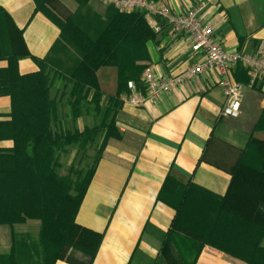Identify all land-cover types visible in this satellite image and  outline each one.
Listing matches in <instances>:
<instances>
[{
	"label": "trees",
	"instance_id": "16d2710c",
	"mask_svg": "<svg viewBox=\"0 0 264 264\" xmlns=\"http://www.w3.org/2000/svg\"><path fill=\"white\" fill-rule=\"evenodd\" d=\"M34 1L36 11L61 31L43 58L31 54L23 30L0 5V60L8 61L0 67V96L11 98L9 118L0 119V225L37 220L41 229L37 235L13 233L0 264H92L103 236L77 223L76 216L108 142L122 135L118 117L124 97L131 81L142 88L150 64L147 42L158 33L143 11L109 5L102 17L90 0H74L76 10L65 16L59 0ZM27 57L39 69L23 74L19 61ZM57 79L64 83L73 119L92 105L101 122L56 128L62 99L51 91ZM99 135L103 143L93 167L81 174L72 164L67 174L58 173L62 153L75 145L86 149ZM158 199L176 210L163 245L166 255L176 253L172 264H196L205 245L248 264H264L263 138L251 137L224 196L169 174Z\"/></svg>",
	"mask_w": 264,
	"mask_h": 264
},
{
	"label": "crops",
	"instance_id": "0c3cea01",
	"mask_svg": "<svg viewBox=\"0 0 264 264\" xmlns=\"http://www.w3.org/2000/svg\"><path fill=\"white\" fill-rule=\"evenodd\" d=\"M160 1L172 10L185 11L200 0ZM59 2L65 16L78 6L74 0ZM89 4L106 16V1L90 0ZM0 5L23 30L31 54L45 57L59 38L60 28L36 11L34 0H0ZM202 18L212 24L229 52H254L264 40V0H215ZM147 49L149 63L159 76L181 74L203 56L184 33H172L165 25L155 39L147 42ZM7 65V60H0V67ZM38 69L30 57L19 61L23 74ZM231 73L246 86L236 117L223 115L226 96L218 85L217 71L197 75L164 93L154 104L137 107L124 102L118 117L122 135L108 142L76 216L77 223L103 236L92 264H172L176 253L172 249L166 255L163 245L176 210L158 199L169 174L221 196L227 193L251 137L264 139V82L252 84L240 63ZM60 85L58 82L57 87ZM10 112L11 98L0 96V119H8ZM40 229L37 220L1 224L0 254L10 252L13 233L37 235ZM56 264L71 263L58 260ZM196 264L248 263L205 245Z\"/></svg>",
	"mask_w": 264,
	"mask_h": 264
},
{
	"label": "built area",
	"instance_id": "2783aa9c",
	"mask_svg": "<svg viewBox=\"0 0 264 264\" xmlns=\"http://www.w3.org/2000/svg\"><path fill=\"white\" fill-rule=\"evenodd\" d=\"M122 11H143L151 27L158 33L163 25L172 33H184L193 49L201 53L202 59L175 76H159L149 64L142 73V88L133 81L129 83L130 93L124 101L141 107L156 103L166 92L185 84L197 75L208 71L218 72V85L226 96L224 116H238L245 95L246 86L232 77V67L240 63L249 73L251 83L264 82V40L254 52H229L215 35L211 23L202 18L203 12L215 0H200L185 11L172 10L163 1L154 0H104Z\"/></svg>",
	"mask_w": 264,
	"mask_h": 264
},
{
	"label": "rangeland",
	"instance_id": "374dc122",
	"mask_svg": "<svg viewBox=\"0 0 264 264\" xmlns=\"http://www.w3.org/2000/svg\"><path fill=\"white\" fill-rule=\"evenodd\" d=\"M76 10V9H75ZM60 82V87H57V83ZM64 90V83L57 79L55 85L51 91L53 97L60 98V112L59 120L55 123V127L75 129L79 125L95 126L100 123L102 116L97 114L92 105H86L83 108V114L79 119H73L70 107L67 104V97L62 94ZM60 122V123H59ZM103 143L102 135H99L95 141L90 143L86 149H82L78 145L68 148V153L61 154V167L58 169L59 174H67L70 166L73 164L74 168L81 174L86 173L91 167H93L100 155V148ZM4 146V145H3ZM75 179L79 177H74Z\"/></svg>",
	"mask_w": 264,
	"mask_h": 264
}]
</instances>
